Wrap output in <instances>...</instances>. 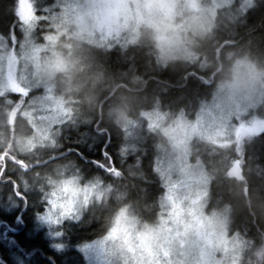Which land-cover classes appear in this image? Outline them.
Listing matches in <instances>:
<instances>
[{
	"label": "trees",
	"instance_id": "16d2710c",
	"mask_svg": "<svg viewBox=\"0 0 264 264\" xmlns=\"http://www.w3.org/2000/svg\"><path fill=\"white\" fill-rule=\"evenodd\" d=\"M240 2L220 5L212 26L202 35L191 36L192 59L179 58L166 67L155 59L152 41L108 50L99 43L78 42L80 72L69 82L70 92L58 89L68 101L70 119L57 137L53 133L49 147L24 150V142L33 134L22 115L26 98L21 92L0 96V221L14 224L15 212L27 207L24 225L6 237L0 235V264H43L48 256L57 264L66 259L87 264L83 247L102 238L122 210L141 224H157L163 215L164 187L154 170L155 144L163 142L158 131L147 127L145 115L154 109L169 119L180 114L192 119L235 59L249 57L264 68V0H251L246 10ZM30 4L36 15H45L49 6L47 10L57 9V0L56 5L55 0H30ZM17 8L18 0H0V37L10 46L18 38L23 18ZM247 116L264 123V93ZM132 121L143 129L147 143L129 139ZM242 133L244 138L223 147L198 142L193 150L209 177L206 209L226 211L229 232L245 244L241 264H264V131ZM201 145L203 152L198 150ZM61 168L69 169L71 176L98 180L109 193L78 220L64 221L58 227L62 235L54 238L40 218L48 207L49 182L63 177L57 175ZM54 244L64 247L58 250Z\"/></svg>",
	"mask_w": 264,
	"mask_h": 264
},
{
	"label": "rangeland",
	"instance_id": "374dc122",
	"mask_svg": "<svg viewBox=\"0 0 264 264\" xmlns=\"http://www.w3.org/2000/svg\"><path fill=\"white\" fill-rule=\"evenodd\" d=\"M138 2L141 0H57L56 11L47 10L49 6L45 8V15H36L32 12L30 0H18L17 11L23 16L17 29L18 38H11L10 46L5 38L0 37V96L21 92L26 98L22 103V115L29 120L33 134L24 144L19 142L24 150L41 145L49 147L54 139L53 133L57 137L62 125L70 119L68 101L58 89L70 92L68 84L80 72V58L76 54L78 42L94 46L99 43L108 50L115 45L126 47L141 40L151 41L150 31L143 23H138L135 7ZM171 2L176 4L174 11L181 12L177 17L179 22L188 14L185 6L193 0ZM231 2L198 0L201 18L208 28L213 24L217 8ZM125 3L127 10L123 7ZM240 4L246 10L252 2L241 0ZM143 15L141 13V19ZM41 21H49V25ZM187 35L192 36L191 32ZM54 52L72 62L71 70L61 73L59 84H56V78L60 74L48 80L37 76L34 71L37 58L43 59ZM215 90L192 119H187L184 114L169 119L166 113L154 109L146 113L147 127L158 131L163 142L155 144L157 154L154 161V170L164 187L160 201L163 215L159 216L155 226H149L122 210L102 238L83 247L87 264H241L245 244L238 235L229 232L226 211L206 209L209 177L202 162L194 155L193 146L208 142L223 147L244 138L242 132L245 129L264 124L258 117L247 116L248 110L259 103L264 89L259 90L251 102L226 107L217 106ZM127 127L128 124L124 125L125 129ZM140 129L132 121L129 139L147 143L148 139ZM198 150L203 152V145ZM68 173L67 168L57 171L63 177L55 182H64V195L57 203L67 208L66 198L75 186L87 187L90 195L86 206L83 196L77 197L78 210L72 219L49 224L40 218V224L43 226L44 223L54 238L60 237L55 234L64 221L78 220L75 216L80 218L86 208L100 204L105 193H109V189L98 180ZM46 201L47 209L56 207L48 195Z\"/></svg>",
	"mask_w": 264,
	"mask_h": 264
},
{
	"label": "clouds",
	"instance_id": "9594fccd",
	"mask_svg": "<svg viewBox=\"0 0 264 264\" xmlns=\"http://www.w3.org/2000/svg\"><path fill=\"white\" fill-rule=\"evenodd\" d=\"M127 10V4H123ZM138 23H143L150 31L151 41L155 50V59L166 67L171 61L179 58H188L192 55L188 45L192 37L202 35L208 30V25L201 18V9L198 0L185 6L188 14L177 22L180 11H174L176 4L171 0H141L136 5ZM141 13L143 18L141 19ZM72 68V62L59 53H53L43 59L37 58L34 62L35 74L43 79L51 80L57 74L67 73ZM264 89V70L257 69L250 61L238 58L235 60L228 73L216 85L214 99L217 106L243 104L251 102L253 96ZM52 186L49 190V199L56 204L55 208L46 209L41 217L46 223L58 224L63 219H72L77 212L78 196H83L86 206L90 190L78 186L74 187L70 196L66 198L67 208L58 204L57 201L64 195V182H49ZM68 183L75 184L74 181ZM55 219H52V218ZM79 219L78 216H75ZM118 223V222H117Z\"/></svg>",
	"mask_w": 264,
	"mask_h": 264
},
{
	"label": "snow or ice",
	"instance_id": "6c2138e0",
	"mask_svg": "<svg viewBox=\"0 0 264 264\" xmlns=\"http://www.w3.org/2000/svg\"><path fill=\"white\" fill-rule=\"evenodd\" d=\"M106 152V150H105ZM93 163H95L97 166H101V162L100 161H93ZM27 211V207L25 206L24 208H20L15 212V220H14V224H8L5 221H0V224L3 225L4 227V232L0 235H3L4 237L7 236V233L9 231H16L19 230L21 225H24V215ZM51 236V234H49ZM56 236H61L62 233L57 232L55 234ZM53 247L55 249H63V245L62 244H54ZM70 251V249H69ZM61 256H66V252H61ZM43 264H57V260L53 257V256H48L44 261ZM64 264H75V260L74 259H70V260H65Z\"/></svg>",
	"mask_w": 264,
	"mask_h": 264
},
{
	"label": "water",
	"instance_id": "95a60500",
	"mask_svg": "<svg viewBox=\"0 0 264 264\" xmlns=\"http://www.w3.org/2000/svg\"><path fill=\"white\" fill-rule=\"evenodd\" d=\"M249 131L250 132H260V131H264V126H255V127L250 128ZM2 158H3V156H2ZM20 165H24V163L23 162H20ZM239 167L240 166H239L238 163L234 167L236 174H238ZM24 169L26 170V168H24Z\"/></svg>",
	"mask_w": 264,
	"mask_h": 264
},
{
	"label": "bare ground",
	"instance_id": "6f19581e",
	"mask_svg": "<svg viewBox=\"0 0 264 264\" xmlns=\"http://www.w3.org/2000/svg\"><path fill=\"white\" fill-rule=\"evenodd\" d=\"M221 47V46H220ZM219 47V48H220ZM216 53H218V50L216 51ZM242 59H245V60H248V61H250L252 64H254L255 65V67L256 68H258V69H261V70H264V68H259L256 64H255V62L253 61V60H251V58H249V57H241ZM235 60H237V59H235ZM213 77V74H210V77ZM142 132H143V129H140ZM47 145H41V146H39V147H46ZM48 147V146H47ZM111 164H112V167H114L113 166V163L111 162ZM58 175V174H57Z\"/></svg>",
	"mask_w": 264,
	"mask_h": 264
}]
</instances>
